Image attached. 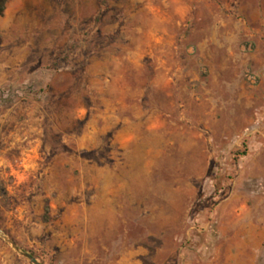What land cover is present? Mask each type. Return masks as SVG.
<instances>
[{
    "label": "rangeland",
    "instance_id": "374dc122",
    "mask_svg": "<svg viewBox=\"0 0 264 264\" xmlns=\"http://www.w3.org/2000/svg\"><path fill=\"white\" fill-rule=\"evenodd\" d=\"M264 264V0H9L0 264Z\"/></svg>",
    "mask_w": 264,
    "mask_h": 264
},
{
    "label": "water",
    "instance_id": "95a60500",
    "mask_svg": "<svg viewBox=\"0 0 264 264\" xmlns=\"http://www.w3.org/2000/svg\"><path fill=\"white\" fill-rule=\"evenodd\" d=\"M11 244H12V246H13L16 250L20 251L21 254H22L23 256H25L27 259H29L30 262H31L32 264H42V263H40V262L38 261L37 258H35L34 256H32L31 254H29V253H27V252H23V251H21V250H20L15 244H13L12 242H11Z\"/></svg>",
    "mask_w": 264,
    "mask_h": 264
},
{
    "label": "trees",
    "instance_id": "16d2710c",
    "mask_svg": "<svg viewBox=\"0 0 264 264\" xmlns=\"http://www.w3.org/2000/svg\"><path fill=\"white\" fill-rule=\"evenodd\" d=\"M9 0H0V16L3 15L6 4Z\"/></svg>",
    "mask_w": 264,
    "mask_h": 264
}]
</instances>
